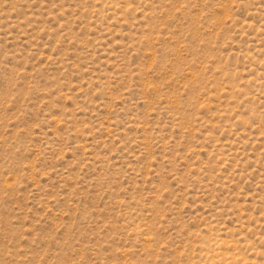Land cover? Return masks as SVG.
Listing matches in <instances>:
<instances>
[{
  "label": "rangeland",
  "instance_id": "rangeland-1",
  "mask_svg": "<svg viewBox=\"0 0 264 264\" xmlns=\"http://www.w3.org/2000/svg\"><path fill=\"white\" fill-rule=\"evenodd\" d=\"M0 264H264V0H0Z\"/></svg>",
  "mask_w": 264,
  "mask_h": 264
}]
</instances>
